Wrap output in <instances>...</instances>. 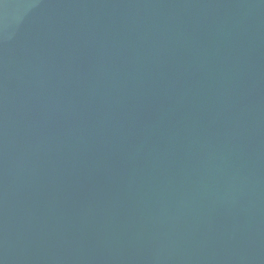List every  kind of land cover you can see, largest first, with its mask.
I'll return each instance as SVG.
<instances>
[{
  "label": "water",
  "instance_id": "1",
  "mask_svg": "<svg viewBox=\"0 0 264 264\" xmlns=\"http://www.w3.org/2000/svg\"><path fill=\"white\" fill-rule=\"evenodd\" d=\"M0 264H264V0H0Z\"/></svg>",
  "mask_w": 264,
  "mask_h": 264
}]
</instances>
